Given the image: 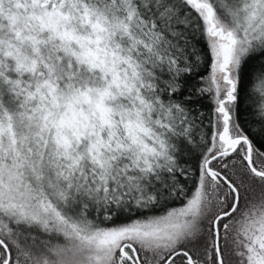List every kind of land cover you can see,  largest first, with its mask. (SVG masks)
<instances>
[{"label":"snow or ice","instance_id":"1","mask_svg":"<svg viewBox=\"0 0 264 264\" xmlns=\"http://www.w3.org/2000/svg\"><path fill=\"white\" fill-rule=\"evenodd\" d=\"M0 264H264V0H0Z\"/></svg>","mask_w":264,"mask_h":264}]
</instances>
